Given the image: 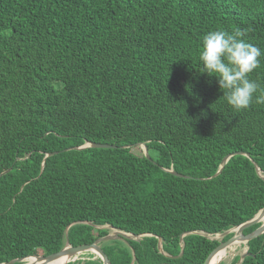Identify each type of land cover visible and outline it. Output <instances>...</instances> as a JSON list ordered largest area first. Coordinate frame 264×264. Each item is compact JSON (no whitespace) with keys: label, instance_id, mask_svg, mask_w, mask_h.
<instances>
[{"label":"trees","instance_id":"trees-1","mask_svg":"<svg viewBox=\"0 0 264 264\" xmlns=\"http://www.w3.org/2000/svg\"><path fill=\"white\" fill-rule=\"evenodd\" d=\"M237 28L264 52V0H0V264L107 226L147 235L102 242L110 264H203L213 238L252 220L264 104L232 109L198 61L203 35ZM89 143L115 148L64 151ZM242 246L241 264H264V234Z\"/></svg>","mask_w":264,"mask_h":264},{"label":"clouds","instance_id":"clouds-1","mask_svg":"<svg viewBox=\"0 0 264 264\" xmlns=\"http://www.w3.org/2000/svg\"><path fill=\"white\" fill-rule=\"evenodd\" d=\"M246 35L247 30L239 28L211 30L201 38L198 52L199 72L216 79L220 98L237 111L264 104V80L251 79L264 52L247 42Z\"/></svg>","mask_w":264,"mask_h":264},{"label":"water","instance_id":"water-1","mask_svg":"<svg viewBox=\"0 0 264 264\" xmlns=\"http://www.w3.org/2000/svg\"><path fill=\"white\" fill-rule=\"evenodd\" d=\"M137 147H140L142 150H143V153L145 155L146 158H149L148 157V154H147V149L145 147L144 144H136ZM115 148L114 146H111V145H107V144H94V143H89V144H86L82 147H79V148H69V149H66L64 151H68V150H82V149H85V148ZM56 154V152L52 153V154H49L48 156H51V155H54ZM233 155H245L247 156L246 154H243V153H235V154H232V155H229L227 157H225L223 160H222V166H224V164L226 163V161L228 160L229 157L233 156ZM254 166L256 167V165L254 164ZM257 169V172H259V169L256 167ZM10 168L7 169L6 171L0 173V177L4 176L5 174H7L8 172H10ZM219 173V172H218ZM171 174H173L174 176L176 177H180V178H187L188 177H183L182 175H179L175 172H171ZM264 220V208L262 210H260L257 215L250 221L234 228V229H231V230H228L220 235H218L216 238H213V240H217L218 241V245L217 247L209 254V256L206 258L205 262L203 264H211L212 262V259L217 255L219 254L220 252H224L226 249H228L229 247H231L232 245H236V244H247L249 241H251L252 239L254 238H257L259 236H261L262 234H264V223H261L262 221ZM258 223H261V226L259 228H257L255 231H253L252 233L244 236L242 233L244 230L254 226L255 224H258ZM73 225V224H71ZM70 225V226H71ZM91 225V224H89ZM68 226L66 229H65V232H67V229L70 227ZM107 228L109 230L112 231L111 234H108L107 236L103 237V238H100V239H97L95 240L92 244H86V245H80V246H76V247H72L69 245L68 243V238L65 234V244H64V247L58 251L57 253L55 254H51V255H48V256H37V257H26V258H22V259H15V260H12V261H9L7 263H3V264H28L26 263V260L27 259H30V258H35L39 261H41L40 263L38 264H52L53 262H56L60 259H67L68 262H73L75 261L79 255L83 254V253H91L93 254L95 257L98 258V260L100 261V264H110L108 259L106 258L105 254L103 253V251L101 250L100 248V244L102 242H106V241H112V240H119L121 242H127V241H130L132 240L130 238V236H132L133 238L136 239V241L140 240L143 235H128L126 233H123L121 231H117L115 230L113 227L111 226H107ZM231 232H234V235L232 238H230L229 240L227 241H224L222 242L221 240L227 236L228 234H230ZM183 236L184 235H181L180 238H179V241H180V244H181V249L183 248ZM157 249L159 250V252L161 254H163L162 250H161V241L160 239L158 238V244H157ZM182 255V250L179 254V256L175 257L174 259H178L180 258ZM248 255V253H245V254H242L240 259L238 260V262L236 264H241L243 259ZM169 260L172 259L171 257L169 256H166ZM67 262V263H68ZM66 263V264H67ZM162 264H169V263H162Z\"/></svg>","mask_w":264,"mask_h":264},{"label":"bare ground","instance_id":"bare-ground-1","mask_svg":"<svg viewBox=\"0 0 264 264\" xmlns=\"http://www.w3.org/2000/svg\"><path fill=\"white\" fill-rule=\"evenodd\" d=\"M86 145V144H85ZM253 163V162H252ZM220 168V167H219ZM261 171V170H260ZM264 223V220L261 222ZM231 229V228H230ZM233 229V228H232ZM216 236V235H215ZM208 237V236H207ZM210 239V238H209ZM212 239V238H211ZM132 241V240H131ZM241 248V244H236L233 245V247L231 249H226L224 252H221V254L218 256V258H216V256L212 259L211 264H220L221 262L230 260L232 258H234L236 255H241L245 250L242 249L241 251H239V249ZM230 252V253H229ZM229 253V257L227 258L226 256H228ZM177 257V256H176ZM238 257V256H237ZM236 257V258H237ZM237 260V259H236ZM41 261L35 259V258H30L26 260V263L28 264H38ZM68 262L67 259H60L56 262H53L52 264H66Z\"/></svg>","mask_w":264,"mask_h":264},{"label":"rangeland","instance_id":"rangeland-1","mask_svg":"<svg viewBox=\"0 0 264 264\" xmlns=\"http://www.w3.org/2000/svg\"><path fill=\"white\" fill-rule=\"evenodd\" d=\"M0 36H1V34H0ZM0 40H1V38H0ZM0 57H1V54H0ZM122 232V231H121ZM110 233H111V231H110ZM144 236H147V235H143V237ZM130 238L132 239V240H136L135 238H133L132 236H130ZM243 248H240L239 249V251H241L242 249H244L245 248V246H242ZM230 253V252H229ZM229 253H228V256H226L227 258L229 257ZM163 254L166 256V254L163 252ZM83 256V255H82ZM82 260H85V257H82L81 258ZM93 260H94V258H93ZM230 263V260H227V261H224V262H222V264H229ZM68 264V263H67Z\"/></svg>","mask_w":264,"mask_h":264}]
</instances>
